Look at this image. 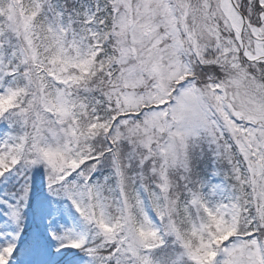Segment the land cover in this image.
I'll list each match as a JSON object with an SVG mask.
<instances>
[{"label": "snow or ice", "instance_id": "snow-or-ice-1", "mask_svg": "<svg viewBox=\"0 0 264 264\" xmlns=\"http://www.w3.org/2000/svg\"><path fill=\"white\" fill-rule=\"evenodd\" d=\"M0 264H264V0H0Z\"/></svg>", "mask_w": 264, "mask_h": 264}]
</instances>
